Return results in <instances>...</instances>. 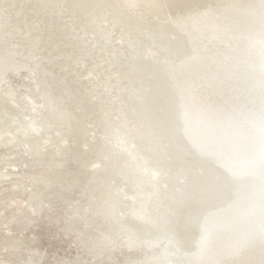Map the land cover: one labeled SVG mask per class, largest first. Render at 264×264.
Masks as SVG:
<instances>
[{"label":"rangeland","instance_id":"rangeland-1","mask_svg":"<svg viewBox=\"0 0 264 264\" xmlns=\"http://www.w3.org/2000/svg\"><path fill=\"white\" fill-rule=\"evenodd\" d=\"M110 13L124 19L106 0H0V101L6 107L0 104V112L10 113L0 134L14 128L22 132L10 146L0 147V157L9 159L0 169L11 173L0 180V244L4 236L11 241L9 249H0V264H144L166 250L161 245L156 251L122 252L133 241L147 247L146 239L161 235L140 234L136 229L144 232V223L139 219L176 223L179 210L166 212L163 202L153 203L167 185L166 178L155 176L171 161L163 146L156 148L157 141L150 140L152 128L141 118L144 112L126 114L137 104L127 100L129 81L120 80L132 65V53L121 45L128 27L109 19ZM185 27L193 53L168 66L216 67L229 73L231 67L246 65L249 56L243 54L239 62L237 56L233 65L227 63L235 45L221 35L213 41L209 34L214 27H202L196 18ZM163 30L167 34L159 37L161 42L182 48L180 38ZM151 48L153 41L145 42L141 57ZM221 52L225 56L215 63ZM165 58L160 53L157 60L162 64ZM251 69L239 71L249 74ZM180 86L187 125L194 121L188 110L191 93L187 82ZM173 172L177 176L169 189L181 190L183 169ZM263 193L248 176L233 201L240 212L258 205ZM165 203L176 202L168 198ZM112 245H122L121 255L100 257Z\"/></svg>","mask_w":264,"mask_h":264},{"label":"bare ground","instance_id":"bare-ground-1","mask_svg":"<svg viewBox=\"0 0 264 264\" xmlns=\"http://www.w3.org/2000/svg\"><path fill=\"white\" fill-rule=\"evenodd\" d=\"M106 1L115 6V0ZM116 3L120 5L123 18L134 23L136 21L135 24L145 29L159 31L157 23L146 25L135 19V15L142 18L152 16L150 22H154L153 18L170 21V24L160 25L170 33L178 28L185 30L191 18H196L202 27H214L209 34L214 37L213 41H218L221 35L233 47L235 45L228 62L225 58L229 65H233L230 62L237 56H240L238 62L242 54L243 57L249 56L245 59V66L231 67L234 71L229 73H223L216 67L212 71L204 66L180 65L174 67L177 72L171 70V75L174 72L176 76V89L178 87L179 90L180 85L187 82L191 93L188 110L191 118L194 116V121L186 125L183 119L186 114L182 111L181 126L186 138L189 137L194 143V149L216 160L218 166L222 165L220 169L226 167V171L234 175L242 174L239 179L232 178L233 196H237L241 182L248 176L253 178L254 187L264 190V68L258 69L259 64L264 67V0H116ZM221 53L215 56V63L216 58L222 61L225 52ZM239 68L243 71L252 69L249 74H240ZM1 107L6 108L4 103ZM15 107L18 106L12 109ZM131 111L135 117L137 113L130 107L126 114ZM9 116L10 113L0 112V128ZM33 127L36 129L35 125ZM21 135L22 132L16 128L6 136L0 134V147L10 146L12 140ZM165 139L166 150L169 152L173 144ZM91 140L95 141V137L91 136ZM136 146L138 144L134 150ZM177 152L173 148V153ZM8 163L9 159L0 157V168ZM179 165L174 166L178 168ZM7 175L11 176V173L5 174L0 169V180ZM191 182L195 183L194 180ZM19 190L25 191L23 188ZM257 200L254 199L255 202ZM235 203L237 201L232 199L222 210H207L204 234L200 236L192 264H264V193L258 205L240 212ZM212 224L215 226L208 231ZM1 240L0 249L11 247L9 235Z\"/></svg>","mask_w":264,"mask_h":264},{"label":"water","instance_id":"water-1","mask_svg":"<svg viewBox=\"0 0 264 264\" xmlns=\"http://www.w3.org/2000/svg\"><path fill=\"white\" fill-rule=\"evenodd\" d=\"M115 6L120 10V5L118 6L116 0ZM102 8L104 9V7ZM128 12L131 17L134 16L130 10ZM110 16L109 19L114 18L116 24H121V21H123L122 23L128 27L124 34L126 37H123L121 45H126L124 47L125 50L128 53H132V65L129 66L127 72H122L120 80L129 81L128 87H124L125 90H127V100H137V104H134L135 106L130 105V108L131 110L137 109L138 112H140V110L144 112L141 114V118L146 122V125H149L148 128H152L149 133L150 140L152 142L154 140L157 141L155 145L156 148L163 146L161 150L166 153L167 157L172 156V158L168 157V161H171V165H168L170 169L167 167L155 176L156 179L161 177L166 178L167 185H163L161 189L162 192L157 191V195L154 196L157 201L153 203L159 204L163 202L165 204L164 207H169L166 210L163 209L166 212L172 207H174L175 210H179L178 214L173 217L176 223H171L169 221L160 222L159 224L157 223V219L154 221L152 218L149 219V217L145 216L140 220L137 217L136 219L144 223V227L141 228L144 232L139 230L137 226L134 227L137 228L136 230L139 231L140 234L153 235L160 233L161 235L159 237H153L152 241L146 239L145 241L148 242L147 247H143L142 244H136L133 241L129 246L123 247L124 250L122 252L134 253L140 251L142 248L143 250L148 249L150 251H156L160 248L159 246L165 245L166 250L160 257H149L144 260V264H192L200 236L204 234L203 226L208 213L207 210L214 208L215 210H222L223 207L228 205L229 201L234 198V182L232 178L235 177L239 179L242 174L234 175L226 171L228 169L224 166L223 169H220L222 165L218 166L219 163L216 160L210 158L208 154L203 151L201 152L194 149V143L189 137L186 138L182 130L181 125L183 122L181 112L183 99L178 87L177 89L175 87L176 80L174 81V78L176 79V76L174 72L173 75H171V70L177 72V68H174V65L168 66L169 64L167 65L166 63L174 62L178 64V60H181L185 56H190L193 53L190 50L195 47L191 44L190 40L186 39V29L183 30L182 28H178L177 30H172L170 34L173 39L179 40L180 38L182 40V48L179 49L175 44L171 47L168 46L167 43L161 42L162 39L159 38L167 34L165 30H162L163 28L160 25L164 23L170 24V21L153 18L152 20L154 22H150L152 16H145L147 18H142L135 15V19H139L145 22V24L157 23L159 25H156L159 27L158 32H148L136 26V21L134 23L125 18L121 19L117 15L111 13ZM123 24L121 27H123ZM159 33L162 35H159ZM130 35L132 37H130ZM135 36L137 37L136 41H134ZM139 38L141 39L139 40ZM147 41H153L155 48L153 50L145 49L142 51L144 57L142 58L140 48ZM117 53L119 55V52ZM160 53L164 55V57L166 56L167 59L165 58L163 60L167 66H165L164 63L161 64V62L157 60ZM119 57L123 58L124 53L123 55H119ZM121 69H123V67H121ZM132 84L133 87L129 88ZM141 85L150 87L145 89ZM144 95L146 96L144 97ZM154 110H156V113L151 114ZM151 115L155 117L152 120ZM164 138H167V140L173 144L169 152L165 150L166 143L161 142V140H165ZM150 147H152L151 143ZM173 148L178 151L177 154L173 153ZM177 164L184 166L183 173L182 166L179 165L178 168L174 167V165ZM173 171L185 174L180 180V183H183L181 190L170 191L169 189L173 182L172 180L176 179L175 176H177ZM195 171H197V173H194ZM191 180H194L195 183L192 184ZM168 198L176 203L172 206H168V204L165 203ZM195 199H197V202H195ZM177 203L180 204V206H174ZM192 206L195 207L192 208ZM171 210L173 211V209ZM121 247L122 245H112L111 248H107L106 254L100 257L109 259L111 255H121ZM98 257L99 255L96 259H98Z\"/></svg>","mask_w":264,"mask_h":264}]
</instances>
